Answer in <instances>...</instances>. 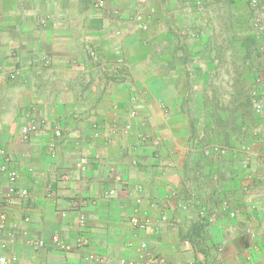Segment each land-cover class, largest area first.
Here are the masks:
<instances>
[{"label":"crops","instance_id":"1","mask_svg":"<svg viewBox=\"0 0 264 264\" xmlns=\"http://www.w3.org/2000/svg\"><path fill=\"white\" fill-rule=\"evenodd\" d=\"M252 1L0 0V193L4 165L28 191L0 197V257L264 264V0Z\"/></svg>","mask_w":264,"mask_h":264},{"label":"built area","instance_id":"2","mask_svg":"<svg viewBox=\"0 0 264 264\" xmlns=\"http://www.w3.org/2000/svg\"><path fill=\"white\" fill-rule=\"evenodd\" d=\"M261 1H263V0H253L252 1L253 7H258V5H259V3H261ZM99 7H103V4L100 3ZM263 10H264V7H263ZM119 63L123 64L124 60L120 59ZM10 78L14 79L15 75L14 74L10 75ZM126 129L129 130L130 126H127ZM37 130H38L37 123L35 121H31L29 124L25 125L22 128L23 138L28 141L30 139V136L33 133H35ZM55 136L57 138H60V137H62V134H61V132L57 131L55 133ZM95 136H98V133H96ZM86 165H87V160L85 158L81 157L80 159H78V161H77V168L78 169H82L83 170L86 167ZM1 171H2V173L4 175H6V179L8 181V185H9L8 191L6 193H4V194L0 193V197H2L4 202H5V206H8L12 202L13 198H15V196L25 197V196L28 195V191L27 190L18 188L19 175H18V173L15 170L10 169L7 165H4L1 168ZM223 209L226 212H228L230 216H235V213L232 210H230L229 204L227 202H225L223 204ZM199 214H200L201 218H203L204 220L205 219L208 220L207 219V213H206V211L204 209H201L199 211ZM6 219H7V214L5 212L0 214V230L4 229ZM209 220H210V222H212V218L209 219ZM131 223L135 227H138L140 229H146L150 225V221L148 219L140 220L138 218H133L131 220ZM80 224H81V226H83L85 224V217L84 216L80 217ZM88 244H89L88 238L85 237L84 235H80L76 239L75 247L76 248H85V247L88 246ZM51 245L55 249L69 250V246L62 241V239L60 238L59 235H55L52 238ZM38 246L43 248V247H45V243L40 241V242H38ZM0 248L5 249L6 245L5 244H1ZM141 248H142V250H146L147 246L144 244V245L141 246ZM93 259H95V257L93 255L89 256L87 258V260H93ZM16 261H17L16 257L11 258L10 260L7 259L6 257H0V264L15 263ZM121 264H138V263L136 261H134V260L123 259V260H121ZM186 264H200V263L196 262V261L195 262L193 261V262H188Z\"/></svg>","mask_w":264,"mask_h":264}]
</instances>
